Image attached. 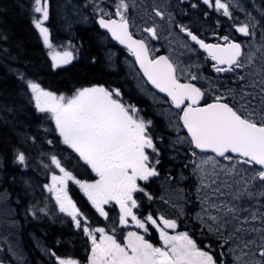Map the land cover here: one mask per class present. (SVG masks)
<instances>
[{
  "label": "snow or ice",
  "instance_id": "obj_1",
  "mask_svg": "<svg viewBox=\"0 0 264 264\" xmlns=\"http://www.w3.org/2000/svg\"><path fill=\"white\" fill-rule=\"evenodd\" d=\"M71 7L104 30L105 42L123 46L126 75L164 119L125 99L123 84L94 74L64 89L46 83V74L71 76L82 56L92 66L97 58L74 36L55 44L51 0H29L50 63L45 73L22 44L0 46L18 97L0 104L16 132L0 154V184L22 181L16 205L25 221L67 229L37 245L40 264H264V0H152L142 13L137 0ZM162 33L167 54L154 44ZM9 39L0 32V45ZM114 56L109 49L108 67ZM29 170L44 180L24 179ZM9 199L0 191L8 209L0 223L20 230ZM4 243L0 264H28L18 244Z\"/></svg>",
  "mask_w": 264,
  "mask_h": 264
},
{
  "label": "trees",
  "instance_id": "obj_2",
  "mask_svg": "<svg viewBox=\"0 0 264 264\" xmlns=\"http://www.w3.org/2000/svg\"><path fill=\"white\" fill-rule=\"evenodd\" d=\"M253 2V0H247V2ZM71 0H51L52 3V16L49 22V27L52 32L53 42L55 44L66 43L72 36L75 37L74 43H82L84 54L88 56H95L97 58V63L92 66L81 57L79 63L76 64L75 69H70L72 73L71 76L67 74L51 76L45 75V81L51 82L53 86H58L64 89L68 86L69 81H75V79L95 75L96 78L106 79L109 81H115L118 84H123L124 91L126 92L125 99H130L132 102L138 103V106L145 110V113L149 117H155L157 120L163 122L159 116H156L155 112L151 110L149 104L146 100L142 99L133 90L132 84L128 81L125 76V72L119 66L108 67L107 54L105 47L102 44V32L98 26L94 23L86 24L80 22V20L68 21L67 16L62 12L65 7L70 4ZM256 4L260 3V0H254ZM68 3V4H67ZM29 0H0V32L5 33L9 36V41L7 44L0 45L2 47H15L16 44H22L25 55L27 58L31 59L34 63L45 65L44 71L47 73V68L45 62L47 61L46 50L43 49L42 42L38 39V33L35 31L31 24L30 16L28 13ZM65 11H67L65 9ZM237 14V13H236ZM72 18V17H71ZM222 23L227 26V18L220 17ZM209 23H214L209 21ZM69 25L71 26L69 28ZM119 50V49H118ZM50 63V61H47ZM118 68V69H117ZM17 89V81L13 74L8 70L7 60L0 56V104L7 103L11 105L14 101L18 99L15 95ZM9 121L12 120L11 115L7 116ZM5 115L0 112V154L6 150L7 146L15 141L16 132L12 127L11 123H4ZM21 121L17 125L18 128H23L25 118L23 115L19 117ZM35 156L36 153L33 152ZM9 171H12V165H8ZM33 173L24 175V179H29L31 177L33 180H39L40 173L38 171L31 170ZM23 175V173H21ZM10 180V177H9ZM19 180V177H18ZM7 189L11 196L12 209L17 213V217L20 221L22 228L20 230L16 229L15 235L19 237V243L22 244L25 251L27 252L31 264H40L45 257L41 256L33 243V238L44 243L45 240L51 242L56 238L61 231L67 233V229L59 224H38L35 221H31L29 217L28 221H25L23 215L22 207H17L16 200L23 195V183L22 181L17 184H0ZM36 196L38 195V187L36 189ZM48 233V236H44V232ZM75 251L78 254H83V248L81 245L77 244Z\"/></svg>",
  "mask_w": 264,
  "mask_h": 264
},
{
  "label": "rangeland",
  "instance_id": "obj_3",
  "mask_svg": "<svg viewBox=\"0 0 264 264\" xmlns=\"http://www.w3.org/2000/svg\"><path fill=\"white\" fill-rule=\"evenodd\" d=\"M77 2H78V0H77ZM76 2V0H71V2H70V4H68V5H66L65 6V8H64V11L62 12V14H63V19H65L64 18V15L65 16H67L68 18H67V20L69 21H74V18H76L75 20H80V22L82 21V22H84V23H87V24H90V23H93L92 22V20L90 19V20H88L87 22H85V21H83L75 12H74V10H73V8L71 7V5L72 4H75V3H77ZM152 2V0H137V3L138 4H140L141 5V8H139V9H137L136 11H137V13H142V7H143V5H145V4H149V3H151ZM249 2V1H248ZM248 2H247V0H241V3L245 6V7H247V4H248ZM260 5V4H259ZM65 9L67 10V11H65ZM249 10L251 11L252 9L251 8H249ZM239 13V15H238V17H239V20H244L245 19V17H244V14L242 13V12H238ZM253 14L255 15L256 13L255 12H253ZM89 15H90V12H89ZM72 17V18H71ZM237 35H239V34H237ZM167 36V33H162V35H161V39H160V43H158L157 45H155V47H157V48H159L160 49V51H165L166 53L169 51V43H168V40L167 39H165V37ZM240 38H242V40L243 39H245V38H243V37H240ZM177 55H179V50L177 51V53H176ZM127 68V67H126ZM131 78V77H130ZM134 82H135V84L137 85V82L134 80V79H132ZM150 99H151V101L153 102V100H152V97L151 96H149V95H147ZM155 106V105H154ZM156 107V106H155ZM164 107L166 108L167 107V105H164ZM42 175L40 174V178H38L39 180L38 181H42ZM8 203V207H10L11 209H12V204H11V196H10V199H9V201L7 202ZM7 208L6 207H4L3 206V204L2 203H0V221H2L3 219H4V217H5V213L7 212ZM12 211L15 213V211L12 209ZM9 219H16L19 223H20V221H19V219H18V217H17V214L16 215H14V216H12V217H10ZM9 231H11L12 232V235L11 236H9L8 235V233H9ZM15 232H16V229H8L7 228V225H5V224H3V223H0V240H4V238L5 237H7V239H8V241L10 242V243H12L13 244V246H14V243H16V244H18V241H19V237H17L16 235H15Z\"/></svg>",
  "mask_w": 264,
  "mask_h": 264
},
{
  "label": "flooded vegetation",
  "instance_id": "obj_4",
  "mask_svg": "<svg viewBox=\"0 0 264 264\" xmlns=\"http://www.w3.org/2000/svg\"><path fill=\"white\" fill-rule=\"evenodd\" d=\"M5 189V187L4 186H0V191H3ZM84 201H82V203H83ZM33 243H34V245H35V248H36V250L38 251V252H40L41 253V256H42V249L41 248H39L37 245L38 244H43L42 242H38V241H36L34 238H33ZM18 251H20L21 253H22V255L24 256V258L25 259H27V261H28V264H31L30 263V258H29V256H28V254H27V252L25 251V249H24V247L22 246V244H20L19 243V241H18ZM0 247H5L6 248V244L4 243V240H0ZM13 247H17V244L16 243H14V246ZM4 255V252H0V256H3ZM46 258V257H45Z\"/></svg>",
  "mask_w": 264,
  "mask_h": 264
},
{
  "label": "water",
  "instance_id": "obj_5",
  "mask_svg": "<svg viewBox=\"0 0 264 264\" xmlns=\"http://www.w3.org/2000/svg\"><path fill=\"white\" fill-rule=\"evenodd\" d=\"M98 26V25H97ZM102 32H104V30L100 29ZM118 47L123 48V46L119 45L117 42L113 41ZM150 87V86H149ZM155 91V90H154ZM159 94V93H158ZM161 96H163V94H159Z\"/></svg>",
  "mask_w": 264,
  "mask_h": 264
}]
</instances>
